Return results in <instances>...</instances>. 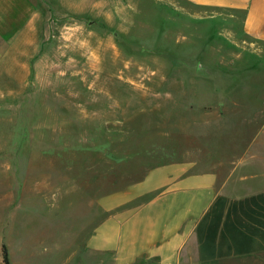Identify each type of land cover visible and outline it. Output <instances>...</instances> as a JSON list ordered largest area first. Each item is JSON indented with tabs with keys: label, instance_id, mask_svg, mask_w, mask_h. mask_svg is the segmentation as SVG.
<instances>
[{
	"label": "rangeland",
	"instance_id": "rangeland-1",
	"mask_svg": "<svg viewBox=\"0 0 264 264\" xmlns=\"http://www.w3.org/2000/svg\"><path fill=\"white\" fill-rule=\"evenodd\" d=\"M74 4L83 16L0 0V256L2 240L15 264L82 259L95 197L165 162L241 163L235 177L264 186V44L239 19L182 0ZM48 171L51 186H19Z\"/></svg>",
	"mask_w": 264,
	"mask_h": 264
},
{
	"label": "crops",
	"instance_id": "crops-1",
	"mask_svg": "<svg viewBox=\"0 0 264 264\" xmlns=\"http://www.w3.org/2000/svg\"><path fill=\"white\" fill-rule=\"evenodd\" d=\"M74 1L65 0V12L83 16L84 8ZM182 1L211 9L208 18L227 11L229 18L240 20L245 35L264 44V0ZM204 19L198 14L195 20ZM2 41L0 36V52ZM240 165L222 175L212 167L189 171L192 163L165 162L150 168L125 193L98 195L92 202L95 222L81 240L82 259L74 264H264V186L250 188L246 176L235 177ZM26 172L25 177L32 173ZM44 174L41 182L24 179L19 186L24 191L47 188L51 173ZM142 196L146 198L138 204L125 206ZM110 198L114 204L107 203ZM1 243L2 263L15 264L12 248Z\"/></svg>",
	"mask_w": 264,
	"mask_h": 264
}]
</instances>
